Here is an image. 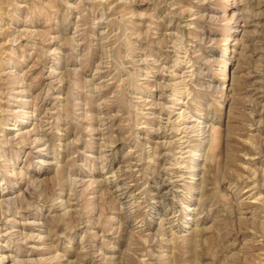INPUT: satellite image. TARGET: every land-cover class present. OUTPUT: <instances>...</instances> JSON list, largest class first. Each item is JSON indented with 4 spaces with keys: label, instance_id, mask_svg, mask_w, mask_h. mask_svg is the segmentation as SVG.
Listing matches in <instances>:
<instances>
[{
    "label": "rangeland",
    "instance_id": "rangeland-1",
    "mask_svg": "<svg viewBox=\"0 0 264 264\" xmlns=\"http://www.w3.org/2000/svg\"><path fill=\"white\" fill-rule=\"evenodd\" d=\"M0 264H264V0H0Z\"/></svg>",
    "mask_w": 264,
    "mask_h": 264
}]
</instances>
